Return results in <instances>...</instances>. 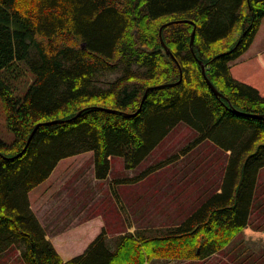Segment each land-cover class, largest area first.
Returning <instances> with one entry per match:
<instances>
[{
  "label": "trees",
  "instance_id": "obj_1",
  "mask_svg": "<svg viewBox=\"0 0 264 264\" xmlns=\"http://www.w3.org/2000/svg\"><path fill=\"white\" fill-rule=\"evenodd\" d=\"M263 19L264 0H0V101L14 132L10 143L0 138V253L16 246L25 264H147L205 259L231 242L264 167V95L230 67ZM182 121L199 131L197 142L230 154L221 191L180 224L103 231L64 260L30 191L62 159L88 151L98 179L116 155L134 168Z\"/></svg>",
  "mask_w": 264,
  "mask_h": 264
},
{
  "label": "rangeland",
  "instance_id": "obj_2",
  "mask_svg": "<svg viewBox=\"0 0 264 264\" xmlns=\"http://www.w3.org/2000/svg\"><path fill=\"white\" fill-rule=\"evenodd\" d=\"M123 68L121 65L106 73L103 79H115ZM230 70L264 95V19L254 42L232 61ZM22 88H26L25 83ZM199 136L196 128L182 121L136 167L128 168L123 156H114L105 179L96 178L94 159L80 169L81 164L68 169L67 175L73 177L70 186L78 180L83 187L80 196V189L72 192L74 202L84 205L65 208L64 215L104 221L107 232L113 235L109 238L132 227L130 231L180 224L222 186L230 157L211 139L197 142ZM0 138L9 143L14 140L1 101ZM0 264L25 263L13 246L0 253ZM148 264H264V169L258 177L247 225L224 248L205 259L153 258Z\"/></svg>",
  "mask_w": 264,
  "mask_h": 264
},
{
  "label": "crops",
  "instance_id": "obj_3",
  "mask_svg": "<svg viewBox=\"0 0 264 264\" xmlns=\"http://www.w3.org/2000/svg\"><path fill=\"white\" fill-rule=\"evenodd\" d=\"M92 159H94L92 151L62 159L49 178L29 193L31 207L44 227L47 238L51 240L64 260H69L84 253L91 242L103 231L108 237L113 236L107 232L105 222L102 220L92 217L85 219L80 214L73 216L64 215L65 208L71 209L74 206L81 208L84 205V203L78 204L74 202L72 192L80 189L78 191L80 196L83 194V187L78 180H76L74 186H70L73 183L71 182L73 177L67 175L68 169L71 168L73 170L76 165L81 164L78 168L80 169L88 162L90 163ZM93 165L95 169V161ZM263 169L264 167L260 169L258 177ZM219 191H221V187L218 188L217 192ZM133 229L132 227L130 230Z\"/></svg>",
  "mask_w": 264,
  "mask_h": 264
},
{
  "label": "water",
  "instance_id": "obj_4",
  "mask_svg": "<svg viewBox=\"0 0 264 264\" xmlns=\"http://www.w3.org/2000/svg\"><path fill=\"white\" fill-rule=\"evenodd\" d=\"M174 22H181V21H171V22H169V23H167V24L174 23ZM164 26H165V25H164ZM162 29H163V26H162L161 29H160V37H161L162 44H163V46L166 48L167 52H168L169 54H171L172 56H174L173 52L171 51V49L168 47V45H167L166 42L164 41V38H163V36H162ZM195 34H196V27H195V29H194V31H193V33H192V39H191V47H192V50H194V46H193V45H194V41H195ZM83 46H85V44H84ZM201 63H202V70H203L204 77H205V79L207 80L209 86H210L211 89L215 92L216 95H218V96H222V94L218 91V89L214 86V84H213V83L211 82V80L209 79V77H208V75H207V73H206V65H205L203 62H201ZM180 81H181V79H180ZM180 81H179V82H180ZM179 82H176V83H173V84H177V83H179ZM167 85H169V84H163V85H160V86H167ZM149 90H150V88H148V89L146 90V92H145V94H144V96H143V99H142V103L144 102V100H145V98H146V96H147ZM259 117H263V116H262V115H259ZM40 125H41V123H38V124L36 125V127L34 128V130H33L32 133H31V137H32V135L35 133V131L38 129V127H39Z\"/></svg>",
  "mask_w": 264,
  "mask_h": 264
}]
</instances>
